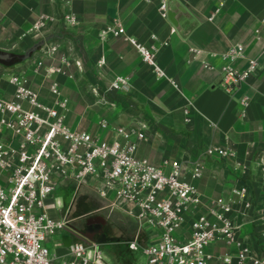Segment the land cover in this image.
Masks as SVG:
<instances>
[{"label": "crops", "instance_id": "obj_1", "mask_svg": "<svg viewBox=\"0 0 264 264\" xmlns=\"http://www.w3.org/2000/svg\"><path fill=\"white\" fill-rule=\"evenodd\" d=\"M174 1L190 15L175 33L171 32L174 25L160 14V0H0V53L20 54L18 63L0 67L6 76L25 72L46 103L54 101L50 85L57 82L69 99L66 122L73 129L112 139L111 130L100 126L103 120L110 125L145 123L148 139L139 146L140 157L158 166L167 158L187 163L202 158L205 176L195 184L208 196L230 194L231 186L243 176L234 168L239 162L249 165V180L260 187L256 161L264 155V0ZM71 13L77 16L76 25L64 20ZM116 22L125 26L127 36L158 49L157 62L165 78L156 76L124 36L101 38L102 30ZM37 23L44 24L40 32L35 31ZM56 33H60L58 38L46 42L55 51L48 54L41 47L30 59H22L36 41ZM236 43L245 46L246 56L233 66L243 69L249 59H256L260 67L230 96L222 87L219 69L224 64L222 55ZM63 56L71 61L67 73L73 77L53 74L45 78V69L60 66ZM76 61H81L82 69ZM205 63L214 69H206ZM117 76L128 80L121 92L105 98L92 92L93 86L106 89ZM5 77L1 92L11 91ZM244 95L251 100L243 118ZM210 145L231 146L237 157L229 162L205 158ZM58 189L68 196L56 197ZM87 198L90 210L82 208ZM127 209L128 205L112 204L88 186L68 180L59 182L49 200V213L55 218L77 221L102 216L113 226H122L121 221L128 219L135 235L139 225ZM77 210L82 213L77 215ZM107 250L100 245L102 258L113 264ZM57 252L65 254L66 249L58 246Z\"/></svg>", "mask_w": 264, "mask_h": 264}, {"label": "built area", "instance_id": "obj_2", "mask_svg": "<svg viewBox=\"0 0 264 264\" xmlns=\"http://www.w3.org/2000/svg\"><path fill=\"white\" fill-rule=\"evenodd\" d=\"M159 11L168 19V0H160ZM64 20L70 25L78 22L74 13ZM43 28V23L35 25L36 32ZM110 35L124 36L158 78L166 77L155 46L127 36L119 22L100 33L102 39ZM41 49L48 54L55 51L49 44ZM245 56L242 43L222 55L221 84L230 96L260 67L258 60L249 59L245 68L236 69L233 63ZM100 64H105L104 58ZM71 65L63 56L60 66L45 69L44 77L72 78L67 73ZM75 65L82 69L81 61ZM204 66L214 69L209 63ZM5 79L11 91H0V264H104L98 241L79 231L72 221L49 213V200L62 180L88 186L112 204L128 205L126 211L139 231L127 245L146 264H264L263 154L256 161L260 187L249 180V165L239 162L234 168L243 176L231 186L230 194L208 196L195 184L205 176L202 158L190 163L167 158L158 166L138 155L139 146L148 139L147 124L110 125L103 120L102 129L111 130L114 136L103 139L67 124L69 99L57 82L50 85L54 101L46 103L25 72L10 73ZM126 86L128 80L117 76L106 89L93 86L92 92L105 98ZM250 100L248 95L242 98L243 118ZM189 112L185 110L187 116ZM204 157L229 162L237 152L231 146L210 145ZM73 233L81 240L65 247L63 236ZM51 241L54 249L49 247ZM58 246L66 249L65 254L57 252Z\"/></svg>", "mask_w": 264, "mask_h": 264}, {"label": "rangeland", "instance_id": "obj_3", "mask_svg": "<svg viewBox=\"0 0 264 264\" xmlns=\"http://www.w3.org/2000/svg\"><path fill=\"white\" fill-rule=\"evenodd\" d=\"M23 52V51H22ZM21 52V53H22ZM14 55V57L12 56V59L10 61H0V65L2 66H6V65H10V64H14V63H18L19 62V55L17 54H11ZM17 57H16V56ZM5 72L3 70L2 67H0V86H4L5 82H4V77H5ZM56 197H61V198H66L68 196V194L66 193V191L62 190V189H58L55 193ZM84 210H90L91 208V202L90 200L87 198L85 200V202L83 203V207ZM81 208V210H83ZM80 210V209H79ZM79 210H77L75 213L77 215L81 214L82 212H78ZM73 225L76 221H72ZM83 222V221H82ZM82 222L79 223V225L82 224ZM83 227V226H81ZM114 233L116 234H123L126 233L125 228L122 227H117V228H109L108 230V237H112L114 235ZM134 237V235L130 236L129 238L126 239H121V240H117V241H109L107 243L102 242L101 247L106 246V249L108 254L111 255L112 260L114 261L113 264H146L145 258L143 256H141L140 254H136L138 257L133 256L132 254H130L127 249H128V245H127V241L131 240ZM104 243V244H103ZM49 247L54 249L55 247V242L51 241L49 243ZM104 249V248H103Z\"/></svg>", "mask_w": 264, "mask_h": 264}, {"label": "flooded vegetation", "instance_id": "obj_4", "mask_svg": "<svg viewBox=\"0 0 264 264\" xmlns=\"http://www.w3.org/2000/svg\"><path fill=\"white\" fill-rule=\"evenodd\" d=\"M80 222H82L81 225H79ZM121 223H122V226L118 224L113 226L107 219H105L102 216H90L84 219L77 220L74 223V226L79 231H81L83 234L90 236L91 239L96 240L100 244H102V242L107 243L109 241H117L121 239H126L134 234V229L129 225L128 219L122 220ZM114 227L125 228L126 233H123V234L114 233L112 237H108L107 234H108L109 228L111 229ZM102 248H104V245ZM102 260L104 264H108L104 258H102Z\"/></svg>", "mask_w": 264, "mask_h": 264}, {"label": "water", "instance_id": "obj_5", "mask_svg": "<svg viewBox=\"0 0 264 264\" xmlns=\"http://www.w3.org/2000/svg\"><path fill=\"white\" fill-rule=\"evenodd\" d=\"M181 13V17H178V14ZM189 13L174 0H168V20L174 25L176 29H179L180 22L184 18H189ZM60 33L49 35L45 38H41L36 41L32 46H30L25 53L22 55L23 60H28L32 56V54L36 53L41 47H43L46 42H50L55 38H58ZM12 59V55L9 53H0V61H10ZM81 240L80 236L77 234H72V236L64 235L63 242L65 247L70 246L73 242Z\"/></svg>", "mask_w": 264, "mask_h": 264}, {"label": "trees", "instance_id": "obj_6", "mask_svg": "<svg viewBox=\"0 0 264 264\" xmlns=\"http://www.w3.org/2000/svg\"><path fill=\"white\" fill-rule=\"evenodd\" d=\"M136 254H139V253H136Z\"/></svg>", "mask_w": 264, "mask_h": 264}]
</instances>
